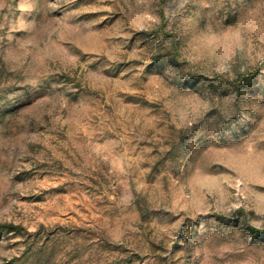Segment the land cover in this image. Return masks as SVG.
I'll return each instance as SVG.
<instances>
[{"label":"rangeland","instance_id":"obj_1","mask_svg":"<svg viewBox=\"0 0 264 264\" xmlns=\"http://www.w3.org/2000/svg\"><path fill=\"white\" fill-rule=\"evenodd\" d=\"M0 225V264H264V0H0Z\"/></svg>","mask_w":264,"mask_h":264},{"label":"trees","instance_id":"obj_2","mask_svg":"<svg viewBox=\"0 0 264 264\" xmlns=\"http://www.w3.org/2000/svg\"><path fill=\"white\" fill-rule=\"evenodd\" d=\"M5 225V224H4ZM3 225H0V228L2 227Z\"/></svg>","mask_w":264,"mask_h":264}]
</instances>
